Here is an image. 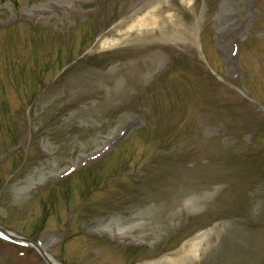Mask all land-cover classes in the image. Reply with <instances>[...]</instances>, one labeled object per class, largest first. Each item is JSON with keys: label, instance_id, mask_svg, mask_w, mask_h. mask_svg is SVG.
<instances>
[{"label": "rangeland", "instance_id": "rangeland-1", "mask_svg": "<svg viewBox=\"0 0 264 264\" xmlns=\"http://www.w3.org/2000/svg\"><path fill=\"white\" fill-rule=\"evenodd\" d=\"M165 7L180 40L130 28ZM0 227L57 264H264V0H0ZM0 264L49 262L0 232Z\"/></svg>", "mask_w": 264, "mask_h": 264}, {"label": "bare ground", "instance_id": "bare-ground-1", "mask_svg": "<svg viewBox=\"0 0 264 264\" xmlns=\"http://www.w3.org/2000/svg\"><path fill=\"white\" fill-rule=\"evenodd\" d=\"M164 9V11H167V14L163 11L161 12L155 10L149 13L142 14L136 20L137 22L134 23L130 28L152 26L159 30V38L162 40H180L181 30H187V27L185 25H183V27H181L180 25H175L174 20L172 19V14L170 13V8L165 7ZM206 203L207 201L203 199L199 204L205 205ZM129 219H131V217L126 218V220ZM209 240H211V238H208L204 241H196L193 243L189 241L185 242L183 247L179 251L175 252L171 256L169 255L167 257H164L160 262L156 264H177L179 262H182V260L185 261V259L191 257V254L195 253L199 248L200 250H202L203 247L207 246ZM49 258L52 262H54L53 258L50 255Z\"/></svg>", "mask_w": 264, "mask_h": 264}, {"label": "water", "instance_id": "water-1", "mask_svg": "<svg viewBox=\"0 0 264 264\" xmlns=\"http://www.w3.org/2000/svg\"><path fill=\"white\" fill-rule=\"evenodd\" d=\"M0 230H2L4 233H6V234H8L11 238H13V239H16L17 237H15V236H13L12 234H10L7 230H5V229H3V228H1L0 227ZM19 239H21L23 242H28V243H31V244H33V245H35L38 249H39V251L41 252V254L43 255V257L50 263V264H56V263H53V262H51L50 260H49V257L47 256V254L36 244V243H34V242H32L31 240H29V239H27V238H19Z\"/></svg>", "mask_w": 264, "mask_h": 264}]
</instances>
